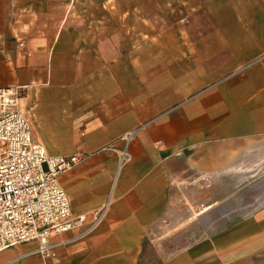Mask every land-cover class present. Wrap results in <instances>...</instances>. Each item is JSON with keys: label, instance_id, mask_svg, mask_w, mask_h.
Listing matches in <instances>:
<instances>
[{"label": "crops", "instance_id": "crops-1", "mask_svg": "<svg viewBox=\"0 0 264 264\" xmlns=\"http://www.w3.org/2000/svg\"><path fill=\"white\" fill-rule=\"evenodd\" d=\"M52 7L68 14L64 0H0V86H21L19 106L23 91L41 102L115 69L114 24L43 20ZM187 11L191 21L161 24L154 36L163 62L154 101L131 105L124 88L111 105H50L58 120L35 132L20 106L49 154H87L59 182L73 214L102 216L90 232L84 223L50 237L62 241L54 255L27 241L1 248L0 264H264V182L244 206L222 181L264 139V0H192ZM132 130L128 161L99 150ZM255 170L250 163L246 172ZM187 190H203L195 215Z\"/></svg>", "mask_w": 264, "mask_h": 264}, {"label": "rangeland", "instance_id": "rangeland-1", "mask_svg": "<svg viewBox=\"0 0 264 264\" xmlns=\"http://www.w3.org/2000/svg\"><path fill=\"white\" fill-rule=\"evenodd\" d=\"M64 1L66 9L68 8L67 15L65 10L61 12L52 7V12L42 16L43 20L58 21L67 16L66 21H107L114 24V42L109 45V50L114 55L110 57V64L115 62V69L111 75L100 76L96 86L72 88L67 94L62 93L59 88L54 89L46 93L44 101L41 102L36 100L35 103H30L31 96L23 91L20 106L29 117L33 131L43 130L49 120H58L55 118L57 111L50 110V105H111L113 101L122 98L124 88L130 93L131 105H138L139 101H145V98L154 101L157 94L154 91L156 70H160L163 64L161 56L157 55L160 53V47L155 45L154 36L162 31L161 24L165 27L171 22L186 24L191 21L192 14H188L187 8L188 2L192 4V0ZM124 37L125 46L122 44ZM16 42L18 44V41ZM102 47L105 50L100 47V52H106L107 47ZM123 53L130 55V74L126 72L125 76L123 66L126 69L127 61L121 60ZM42 105H46L45 108ZM49 115H54L53 119H49ZM48 144L56 147L59 145L57 142ZM249 161L256 169L253 174L246 172L250 167ZM240 171L242 172L227 175L222 181L228 198L234 200L237 197L239 203L248 206L257 192L253 183L264 182V139H261L256 154L242 164ZM202 193L203 190L185 191L187 197L183 200L186 205L191 206L190 212L193 215L202 208ZM186 223V219L180 220L172 228L174 231L180 230Z\"/></svg>", "mask_w": 264, "mask_h": 264}, {"label": "built area", "instance_id": "built-area-1", "mask_svg": "<svg viewBox=\"0 0 264 264\" xmlns=\"http://www.w3.org/2000/svg\"><path fill=\"white\" fill-rule=\"evenodd\" d=\"M18 47L24 48L19 38ZM21 86H0V249L27 241L38 243L43 257L54 255L62 243L50 237L88 223L85 232L99 224L102 213L88 220L73 214L70 199L59 176L87 157L85 153L49 154L32 137L29 121L20 109ZM135 130L121 135L99 150H115L120 164L129 160L126 144ZM116 141H121L118 145Z\"/></svg>", "mask_w": 264, "mask_h": 264}]
</instances>
